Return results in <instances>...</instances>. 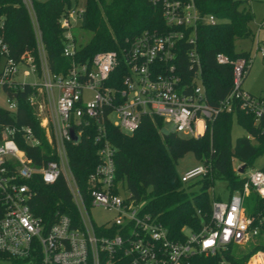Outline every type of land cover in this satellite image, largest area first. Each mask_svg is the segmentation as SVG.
Wrapping results in <instances>:
<instances>
[{"label": "built area", "instance_id": "2783aa9c", "mask_svg": "<svg viewBox=\"0 0 264 264\" xmlns=\"http://www.w3.org/2000/svg\"><path fill=\"white\" fill-rule=\"evenodd\" d=\"M23 3L32 21L37 55L26 53L15 60L0 39L4 98L0 107L14 113L18 90L30 88L27 100L36 109L51 159L35 166L16 140L21 135L39 146L32 129L0 123V264H233V258L249 251L260 234L264 213L247 214L242 204L251 191L264 197V171L244 176L242 189L228 200H211L208 212L197 209V226H184L182 236L172 237L146 209L145 200L135 199L116 177V148L106 136V127L131 134L142 118L157 117L163 128L172 126L165 133L199 138L212 131L221 111L239 109L258 122L264 118V99L241 87L251 54L236 59L215 55L219 64L232 65V87L212 105L202 82L196 29L200 23L215 22L214 15L203 14L194 0H150L161 11L164 30L142 31L120 49L98 51L83 61L74 58L77 46L70 33L83 11L67 8L59 23L64 29L62 55L70 63L54 72L32 2ZM263 25L264 20L252 39L255 51L264 58L259 36ZM84 134H93L99 161L82 191L70 168L67 145L79 143ZM207 172L202 163L184 170L180 180L186 183ZM35 174L48 185L63 180L77 214L57 211L51 221L36 215L29 203L34 193L28 183ZM91 206L103 208L107 215L96 221ZM234 247L239 251L234 252ZM258 252L248 255L244 264H260Z\"/></svg>", "mask_w": 264, "mask_h": 264}, {"label": "trees", "instance_id": "16d2710c", "mask_svg": "<svg viewBox=\"0 0 264 264\" xmlns=\"http://www.w3.org/2000/svg\"><path fill=\"white\" fill-rule=\"evenodd\" d=\"M31 2L49 67L54 72L63 71L70 58L62 55L64 29L59 19L70 6V0ZM194 2L203 14H212L216 19L198 25L196 48L201 58L202 82L208 101L217 105L231 90L232 65L219 64L215 55L222 53L230 59L250 56V51H236L235 41L253 38L250 27L253 13L245 0ZM80 28L91 32L88 41L76 45L74 58L83 61L98 51L120 49L142 31L164 30L165 23L160 9L150 0H86ZM72 37L76 44L75 30H72ZM0 39L15 60L26 53L36 57L32 21L23 0H0ZM29 92V87L18 90L14 113L0 107V123L32 129L40 140L39 146H32L21 135H17L16 140L33 164L39 167L51 159L50 146L39 125L36 109L27 100ZM233 116L250 137H238L232 143ZM162 128L159 118L144 117L131 134L107 125L106 136L116 148V177L123 181L135 199L145 200L146 209L157 216L170 236L180 237L184 226H197L200 220L197 209L203 213L210 210L211 200L216 198L211 199L208 190L216 179L226 182L229 196L242 189L245 178L238 170L244 166V172L257 157L264 155V118L256 122L253 115L239 109L234 113L221 111L213 122L212 131L199 138L163 133ZM187 152L193 153L197 161L208 167V172L197 180L198 190L193 192L187 191L185 182L180 180L176 171L178 159ZM67 156L80 189L85 191L86 178L99 161L93 134H84L79 143L68 144ZM233 160H237V168H234ZM261 170L264 171V164ZM28 183L34 193L29 203L36 215L51 221L57 211L77 214L63 180L48 185L42 182L39 174H35ZM245 198L252 201L251 214L264 213V197L251 191ZM256 251L264 252V222L256 243L243 255L233 258L232 263L244 264L247 256Z\"/></svg>", "mask_w": 264, "mask_h": 264}, {"label": "rangeland", "instance_id": "374dc122", "mask_svg": "<svg viewBox=\"0 0 264 264\" xmlns=\"http://www.w3.org/2000/svg\"><path fill=\"white\" fill-rule=\"evenodd\" d=\"M44 1V0H39ZM246 6L250 7L252 13H253V20L250 23V27L252 31H255L257 28V25H259L264 20V0H245ZM86 0H70V6H68V9H74V10H81L83 11L85 9ZM80 19H76L75 27H71L70 33H72V30H75L76 33V45L78 44H84L91 36V32L82 30L80 28ZM260 39H262V43H264V25L261 28L259 32ZM253 39L252 38H245V39H239L235 41V50L241 51V50H247L250 51L252 56V61L250 63V68L247 74L243 77L241 87L249 94L260 97L264 99V58L261 57L259 51H255L253 47ZM3 64V59H0V69ZM28 80H32L31 77L27 78ZM0 104L4 105V98L0 96ZM172 129V126L170 124H166L164 128L162 129V132H169ZM249 135L246 129L242 128L238 122L235 116L232 117V124H231V140L232 143L236 140L238 137H243ZM202 163L197 161L193 153L187 152L183 157L179 158L176 164V171L180 175L185 169H188L193 166L201 165ZM264 164V155H261L257 157L252 165L248 167L241 175L244 177L248 175L251 171L261 169ZM233 166L234 168L238 167L237 160H233ZM199 178H194L187 183L184 184L185 187H187L188 192H193L198 190L199 184L197 183V180ZM210 198L212 199L215 197L216 199L220 200H228L229 198V192L226 188V182L222 179H216L215 183L212 188L208 190ZM243 210L247 214H251L252 211V201L249 198H245L243 200ZM90 213L92 217L96 221H101L106 215V211L99 207V206H91L90 207ZM258 240V238L256 239ZM234 252L239 251L237 247L233 248ZM256 259L260 264H264V252H258L256 254Z\"/></svg>", "mask_w": 264, "mask_h": 264}, {"label": "water", "instance_id": "95a60500", "mask_svg": "<svg viewBox=\"0 0 264 264\" xmlns=\"http://www.w3.org/2000/svg\"><path fill=\"white\" fill-rule=\"evenodd\" d=\"M73 139L74 140H77V138H76V136L75 135H73ZM243 169H244V166H242L239 170H238V173H243Z\"/></svg>", "mask_w": 264, "mask_h": 264}, {"label": "crops", "instance_id": "0c3cea01", "mask_svg": "<svg viewBox=\"0 0 264 264\" xmlns=\"http://www.w3.org/2000/svg\"><path fill=\"white\" fill-rule=\"evenodd\" d=\"M186 170V169H185Z\"/></svg>", "mask_w": 264, "mask_h": 264}]
</instances>
